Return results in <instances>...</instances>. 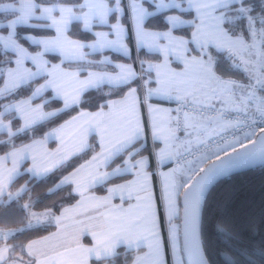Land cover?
I'll use <instances>...</instances> for the list:
<instances>
[{
    "label": "snow or ice",
    "instance_id": "1",
    "mask_svg": "<svg viewBox=\"0 0 264 264\" xmlns=\"http://www.w3.org/2000/svg\"><path fill=\"white\" fill-rule=\"evenodd\" d=\"M0 264H264V0H0Z\"/></svg>",
    "mask_w": 264,
    "mask_h": 264
},
{
    "label": "trees",
    "instance_id": "2",
    "mask_svg": "<svg viewBox=\"0 0 264 264\" xmlns=\"http://www.w3.org/2000/svg\"><path fill=\"white\" fill-rule=\"evenodd\" d=\"M111 55H113V57L115 58V54H111ZM72 114H75V113H72ZM67 118H68L67 116L64 117V119H67ZM88 158H89L88 156H84L82 158L74 159L71 163L74 166H78V164L82 163L85 159H88ZM69 170H71V169H69ZM56 175H59V173H57ZM52 179L54 180L55 177H53ZM20 183H23V179H21ZM49 186H51V182H49L47 184L40 182V186L36 188V192L37 193H43L44 191H46V188ZM95 191H97L99 193H104V192H106V189L98 186ZM53 230H54V228L49 229V231H53ZM41 234H46V233H41Z\"/></svg>",
    "mask_w": 264,
    "mask_h": 264
},
{
    "label": "crops",
    "instance_id": "3",
    "mask_svg": "<svg viewBox=\"0 0 264 264\" xmlns=\"http://www.w3.org/2000/svg\"><path fill=\"white\" fill-rule=\"evenodd\" d=\"M56 146H57V141H55V140H50L49 141V143H48V145H47V147L50 149V150H54L55 148H56ZM84 162V161H83ZM82 162V163H83ZM130 178V177H129ZM117 182H120V181H117ZM96 192V194L97 195H105L106 194V192H104V193H99V192H97V191H95ZM116 202H118V201H116ZM55 230V229H54ZM53 230V231H54Z\"/></svg>",
    "mask_w": 264,
    "mask_h": 264
}]
</instances>
